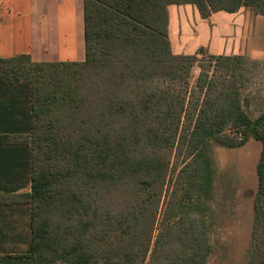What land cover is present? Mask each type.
Here are the masks:
<instances>
[{"label": "trees", "instance_id": "1", "mask_svg": "<svg viewBox=\"0 0 264 264\" xmlns=\"http://www.w3.org/2000/svg\"><path fill=\"white\" fill-rule=\"evenodd\" d=\"M172 4L204 19L244 6L264 16V0H84V61L0 58L12 110L0 112V144L24 145L31 167L20 197L31 239L0 264H210L205 218L228 197L212 150L250 138L261 152L248 264H264V112L244 108L240 56L211 55L191 85L199 52L173 53ZM15 112L21 127L9 126Z\"/></svg>", "mask_w": 264, "mask_h": 264}, {"label": "crops", "instance_id": "2", "mask_svg": "<svg viewBox=\"0 0 264 264\" xmlns=\"http://www.w3.org/2000/svg\"><path fill=\"white\" fill-rule=\"evenodd\" d=\"M168 11L172 46L189 35L208 32L216 15L236 13L219 11L204 19L194 4H172ZM21 54H29L35 62L84 61V0H0V58ZM18 110L28 112L25 106ZM0 112L12 110L0 104ZM15 118L18 123L11 121L9 126L21 127L24 118L16 112ZM26 193H31L27 149L20 143L0 144V253L22 242L16 250L28 247L30 206L20 198Z\"/></svg>", "mask_w": 264, "mask_h": 264}, {"label": "rangeland", "instance_id": "3", "mask_svg": "<svg viewBox=\"0 0 264 264\" xmlns=\"http://www.w3.org/2000/svg\"><path fill=\"white\" fill-rule=\"evenodd\" d=\"M200 42L203 47L198 45ZM172 51L179 55L199 52L198 62L192 69V86L202 68L213 70L211 55L242 57L244 108L253 118L264 112L263 15L246 6L232 15L222 12L216 15L208 32L182 38L180 43L172 46ZM260 152L261 143L254 138H250L242 147L215 145L212 150L213 163L220 173L218 186L223 187L220 193L228 190V197L215 206V220L211 213L205 218L207 224L212 221L215 223L211 233L213 253L210 264H248L254 223V198L258 188L256 167ZM192 217L201 225V213H192ZM20 245H17L18 248ZM17 246H9L8 252H20L16 250Z\"/></svg>", "mask_w": 264, "mask_h": 264}]
</instances>
